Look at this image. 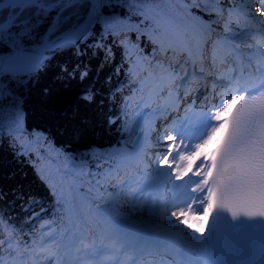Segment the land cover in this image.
<instances>
[{
	"label": "snow or ice",
	"instance_id": "obj_1",
	"mask_svg": "<svg viewBox=\"0 0 264 264\" xmlns=\"http://www.w3.org/2000/svg\"><path fill=\"white\" fill-rule=\"evenodd\" d=\"M170 2L175 4L177 0ZM240 2L242 8L228 5L227 0H179L180 7L163 10L155 0L151 4L147 0H0V137L11 139L13 144L19 142L20 134H27L43 138L52 147L43 132H28L24 127L23 101L39 81L40 73L51 66L52 58L67 50L79 58L92 49L93 56L102 52L104 59L109 60L113 47L121 49L123 59L130 60L126 72L130 94L121 101V114L127 112L133 99L138 108H150V101L166 92L175 93L176 110L181 108V100L186 101L185 111L201 108V118L194 127L169 129L167 119L164 126H150L152 147L143 153L108 152L101 158L91 146L85 152L63 150L73 163L62 175L59 186L51 183L49 177L37 174L52 197L53 216L58 214L71 222L77 191L88 184L100 192L106 187V177L122 165L145 172L151 168L156 176L167 177L174 187L184 184L190 188L191 199L176 205L170 213L164 205L161 219L170 216L197 233L204 232L214 210L218 209L213 232L222 213L231 211L232 218L237 219V212L228 201L241 187L251 197L264 201V0ZM253 3L257 5L254 9ZM234 13L237 17L242 14L253 24L241 28L232 18ZM216 27L224 31L234 27L237 39L255 29L260 40L256 41L253 34L251 39L255 42L242 45L253 50L250 56H237L240 49L236 48L218 65L217 42L210 39ZM142 38L153 45L152 60L157 55L165 57L155 67L143 54ZM132 49L137 52L135 60H131ZM178 53L183 58L173 65L168 56ZM221 71L223 75L219 74ZM88 75L87 66L81 69L79 60L58 66L60 90L80 110L92 114L80 121L77 131L81 136L108 134L120 117L105 108ZM193 75L212 80V99L206 89L195 96L188 90ZM217 85L223 91L217 92ZM125 128L121 123L116 129L121 139ZM140 131L143 135L144 129ZM113 160L114 165L110 163ZM89 165L98 171L92 172ZM124 183L118 181L119 186ZM25 195L17 193L16 199L23 200ZM33 205H40L39 212L32 211ZM23 210L31 211L30 222L49 211L42 199L32 194L27 195ZM52 222L41 223L35 231H25L0 211V264H113L105 255L103 233L76 235L73 224L67 230L73 233L70 240L67 236L57 239L51 231L45 235ZM114 264H119V260Z\"/></svg>",
	"mask_w": 264,
	"mask_h": 264
},
{
	"label": "trees",
	"instance_id": "obj_2",
	"mask_svg": "<svg viewBox=\"0 0 264 264\" xmlns=\"http://www.w3.org/2000/svg\"><path fill=\"white\" fill-rule=\"evenodd\" d=\"M147 2L151 4L152 0H147ZM155 3L163 10L180 7L177 3H171L170 0H155ZM227 4L241 8L243 6L240 0H227ZM117 11H121V9H117ZM241 17V15L237 17L234 13L232 18L240 23L241 28H244L246 24H249ZM218 23H222V21ZM215 30L217 33V37L213 39L217 42L215 51H221V48L225 46L223 40H231L235 44L240 43L241 46L245 43H253L252 35L237 39L233 35L237 31L234 27L229 31H224L220 27H216ZM140 46L144 56L152 60L153 45L147 39L142 38ZM170 57L171 54L168 57L171 61ZM136 58L137 52L132 49L131 60ZM164 59L165 57L157 55L152 60L153 67ZM77 60L81 61V69L87 66L89 73L87 79L99 90L105 108L110 109L114 116L120 117L117 125L113 127V131L108 134L81 136L77 131L81 127L80 121L86 117L91 118L92 114L80 110L73 103L72 98L60 90L57 79L58 66L65 63L74 64ZM129 62L130 60L123 59L119 47H113V57L109 60L104 59L102 52L93 56L92 49L88 50L86 56L79 58L73 54L72 50H67L57 54L51 60V66L40 73L39 81L35 87L25 95L23 101L24 126H27L28 132L33 130L43 132L44 136L52 142V147H48L43 138L20 134L19 142L13 144L11 139L0 137V211H4L25 231H35L41 223L47 224L48 221H53L48 226L53 225L57 231L64 233L69 229L70 220L67 217L61 219L58 214L56 216L51 214L52 197L48 193V188L41 183L37 175L40 173L42 176L49 177L51 183L59 186L62 175L73 163L63 155V150L85 152L87 147L91 146L98 150L97 155H101V158H104L108 152L128 154L131 141L129 128L133 121L130 118V113L134 112L137 107L136 99H133L127 112L121 114V101L130 94L126 75ZM171 63L175 65L177 62L171 61ZM45 88L47 90L42 91ZM121 123L126 125L123 133L124 139H121V134L116 130ZM118 141L119 143H117ZM38 148L42 150L37 151ZM110 163L114 165L115 161ZM89 168L92 172L98 171L94 165H89ZM142 172L130 166H121L116 173L106 177V187L100 192L90 188L88 184L77 191L72 201V216L77 220L82 235L112 232L110 227L106 226L105 218L115 220L135 218L154 221L188 233L187 226L178 224L174 218L169 216L167 220L161 219L164 213L159 215L153 209H149L139 202L134 203L130 193V183L126 184L125 180L129 177L139 180L142 177ZM120 180L125 182L124 185H118ZM91 182L94 183V180ZM20 192L26 194L23 200L16 199V194ZM28 194L40 197L43 204L49 209L47 213L31 222L29 221L31 211L23 210ZM39 210L40 205H33L32 211L39 212ZM46 229L45 235L47 236L49 230L46 231Z\"/></svg>",
	"mask_w": 264,
	"mask_h": 264
},
{
	"label": "bare ground",
	"instance_id": "obj_3",
	"mask_svg": "<svg viewBox=\"0 0 264 264\" xmlns=\"http://www.w3.org/2000/svg\"><path fill=\"white\" fill-rule=\"evenodd\" d=\"M216 34V30L214 32ZM224 73H221V75H223ZM201 78V82L197 88V90L195 92H193V95H200V93L202 91H204L205 89L207 90V93H208V98L209 99H212V88H213V83H211V79H205L204 77H200ZM217 87V92H221L223 91V88L220 87L219 85L216 86ZM172 97L174 99H176V95L175 93L172 94ZM201 98L204 99V97L201 95ZM217 99L219 97H216ZM180 105H181V108H180V111L179 112H175V111H171L169 108H168V105L166 103H162V110L160 111V115H159V121H157V123L153 126V128L157 127V126H164V123H165V120H169V119H175L179 116L182 115V113L185 111L184 110V106L186 104V101L185 100H181L179 101ZM168 125H170V122L168 123ZM167 125V126H168ZM165 240H161V245L159 247V249L157 251H153L151 252L152 255H157L158 253H165V252H168L169 249H170V246L173 247V246H176L177 245V242L174 241L173 239H169L167 237V235H165ZM170 240V242H167V240ZM171 244V245H170ZM195 245L194 246V249L197 250L200 246V244H193ZM119 249V248H118ZM114 255H117L118 258L121 256V253L119 251H116ZM109 259H114V257L111 256V258Z\"/></svg>",
	"mask_w": 264,
	"mask_h": 264
},
{
	"label": "rangeland",
	"instance_id": "obj_4",
	"mask_svg": "<svg viewBox=\"0 0 264 264\" xmlns=\"http://www.w3.org/2000/svg\"><path fill=\"white\" fill-rule=\"evenodd\" d=\"M258 37H257V41H259L260 40V36H259V34L257 35ZM255 42V41H254ZM253 50H248V52H252ZM159 105H158V103L156 104V107H157V112H159V107H158ZM161 110V109H160ZM156 115H157V113H156ZM155 116V115H154ZM151 123H147V127H149V125H150ZM133 134V133H132ZM147 134H148V132H147V129H145V137H144V139L145 138H147ZM136 135V134H135ZM135 138V140L137 139V137H134ZM144 139H141V140H138V143L140 144V146H142L143 147V143H144ZM149 154H151V153H149ZM159 178H163V176H158ZM137 185H135V187H134V190H135V192L137 191ZM192 222V221H191ZM165 230V232H168L169 233V235H170V238L171 239H173V240H175V241H177V236H176V233H175V231H173V230H171V229H167V228H165L164 229ZM112 238H115V237H112ZM112 238H105V244L107 245H109L108 247H112V246H115V247H118L119 249H124V250H128L129 248H133L134 250H138V247L137 246H133V243L129 240V239H126L125 237H121V238H119V240L118 241H115V240H113ZM200 237H198L197 239H199ZM191 239H193V238H191ZM141 247H142V245H141ZM124 250L122 251V252H124Z\"/></svg>",
	"mask_w": 264,
	"mask_h": 264
},
{
	"label": "water",
	"instance_id": "obj_5",
	"mask_svg": "<svg viewBox=\"0 0 264 264\" xmlns=\"http://www.w3.org/2000/svg\"><path fill=\"white\" fill-rule=\"evenodd\" d=\"M53 58H54V57H53ZM53 58H52V59H53Z\"/></svg>",
	"mask_w": 264,
	"mask_h": 264
}]
</instances>
